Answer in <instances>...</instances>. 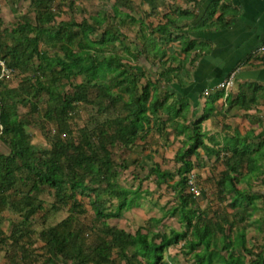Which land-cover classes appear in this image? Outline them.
I'll list each match as a JSON object with an SVG mask.
<instances>
[{"label":"trees","instance_id":"obj_1","mask_svg":"<svg viewBox=\"0 0 264 264\" xmlns=\"http://www.w3.org/2000/svg\"><path fill=\"white\" fill-rule=\"evenodd\" d=\"M24 1L28 2L29 11L11 29H1L0 58L8 68L23 76L20 84L24 83L23 95L29 100L31 110L34 112L38 104H45L44 117L54 121L58 134L49 141L48 148L35 151L30 145L31 123L27 115L20 116L8 106L16 91H0V141L8 148L7 154L0 153V215L9 211L21 219L16 224L18 231H14L15 246H24L22 233L31 223L30 217L43 209V201L38 197L48 188L56 199L53 212L58 213L66 205L69 208L61 221L38 233L49 254L43 264H57L61 260L67 264H166L164 254L170 248H178L179 255L191 260L189 264H264V239L258 245L243 225L259 212L262 220L254 221V226L260 234L264 233V141L251 147L247 137L221 143L207 136L202 123L208 112L192 124L190 135L175 153L173 161L177 168L168 171L159 165L152 166L143 178H153L157 189L165 185L170 190L171 199L160 208L163 215L150 217L146 226H139L133 234L108 224V220L119 219L139 206L140 200L150 194L141 185L127 188L117 183L113 148L145 144L151 122L157 124L159 120L160 109L172 110L171 105L165 108L168 95H153L156 89L153 82L149 79L142 83L145 74L138 73L133 63L140 57L148 61L151 58L158 65V80L166 84L179 80V76L174 74L175 68L162 62L164 52L152 33L145 36L142 22L141 41L134 52L130 44L123 46L125 35L115 26L131 25L137 20L129 15L123 17L114 7L111 16L101 14L92 22L86 17L77 23L73 17L61 18L60 8L54 7L55 0ZM221 1L214 0L204 16L207 21L220 11L217 28L227 26V4ZM73 6L72 2L67 5L71 15ZM180 14L189 15V12L180 11ZM104 23L106 28L94 37L92 31ZM168 30L167 26H157L153 33L166 34ZM7 34L11 35L8 43L2 39ZM40 43L55 46L60 55L42 57ZM117 45L123 46L120 49L123 53H118ZM191 46V43L184 44L182 51L190 50ZM62 81L74 93L62 92L59 86ZM256 91V87L251 91L252 102ZM92 93L97 100L91 98ZM246 97L242 93L238 100L245 102ZM99 99L107 103L103 105ZM79 105L92 106L89 117L92 125L73 141L70 119ZM180 110L169 120L178 116ZM97 115L109 117L97 122ZM199 150L223 168L213 183L214 199L220 205L218 210L202 208L204 191L198 181L200 196L187 191L188 177L193 173L198 178L194 169L198 166ZM130 162V165L139 164L136 159ZM120 165L123 170L128 168L126 162ZM103 184L101 193L99 187ZM20 187L29 190L21 191ZM77 194L88 199L95 222L93 227L98 231L95 241L89 245L79 223V217L87 211ZM114 200L116 205H110ZM229 204L242 208L237 213L242 215H232ZM175 214L181 229L154 230L162 219Z\"/></svg>","mask_w":264,"mask_h":264},{"label":"crops","instance_id":"obj_2","mask_svg":"<svg viewBox=\"0 0 264 264\" xmlns=\"http://www.w3.org/2000/svg\"><path fill=\"white\" fill-rule=\"evenodd\" d=\"M213 1L116 0L113 4L123 17L129 15L137 20L129 25L127 35L131 51L134 52L141 41L139 28L142 22L145 36L152 33V38L164 52L162 62L175 68L174 74L179 76V80L166 84L158 80V65H154L151 58L148 61L140 57L133 63L138 73L145 74L142 83L151 79L156 88L153 95L161 97L167 94L165 108L172 106L168 112L160 109L157 124L153 121L150 124L145 145L143 142L137 145L146 153L143 159L146 170L158 166L154 163L158 162L156 155L173 161L182 141L190 135L192 124L207 112L209 115L202 123L207 136H213L221 143L247 137L251 147L264 141V52L256 53L264 42V0L221 1L227 4V26L224 28L215 27L220 11L204 21ZM180 11H188L189 15H182ZM157 26H167L169 30L166 34L153 33ZM187 43L192 46L183 52L182 46ZM234 71H237L234 85L225 96L219 84ZM254 87L257 91L252 102ZM242 93L247 96L245 102L238 100ZM180 108L182 111L178 116L169 120ZM198 152L195 169L199 170L198 173L206 170L214 183L223 170L222 165L214 163L213 157L207 158L202 150ZM171 163L175 165L174 161ZM16 217L10 212L0 215V264H25L23 254L18 252L19 247L13 248L14 242L8 230L11 226L7 228L8 223L3 226L6 220L13 221ZM57 264L67 263L61 260Z\"/></svg>","mask_w":264,"mask_h":264},{"label":"rangeland","instance_id":"obj_3","mask_svg":"<svg viewBox=\"0 0 264 264\" xmlns=\"http://www.w3.org/2000/svg\"><path fill=\"white\" fill-rule=\"evenodd\" d=\"M72 2L73 6V15L70 13V9L67 8L68 3ZM116 0H55L54 7L55 9L60 8L61 18L67 19L73 17L77 23H80L83 18L88 17L89 21L92 20L101 14L113 15V4H115ZM82 5V7L80 6ZM61 6V7H60ZM28 2L24 0H0V20L2 26H0V32L2 28L11 29L16 21L22 14L27 13L29 11ZM108 19L106 23H108ZM106 23L95 28L92 31L94 37L100 36L103 32L104 28H106ZM119 23V22H118ZM121 31L123 37V46H128L129 40L127 38L129 30V25L127 24H117L115 28ZM5 42H9L11 40V35H3L2 37ZM123 46H118V53ZM40 52L42 57L54 58L60 55V51L55 46H47L43 43H40ZM62 55V54H61ZM22 75H20L17 71H12L8 76L4 77L0 86V91L3 90H15L16 93L11 95V99L9 100V109L19 114L20 116H26L30 121V126L28 127L29 136H30V145L35 151H40L44 148L49 147V141L51 139H55L57 136V130L53 120L44 117L45 104H38L36 107V111L31 110V105L27 98H24V83L20 84L22 81ZM80 79H77L75 83L80 82ZM144 82V81H143ZM62 92L66 91L69 93H74V91L68 86L65 81L60 82L59 84ZM91 98L95 101L97 98L94 93L91 94ZM98 102L103 105L107 102L105 100L99 99ZM120 106V105H119ZM93 109L90 105H79L76 111L72 114L70 119V129L72 134L70 135V139L73 141H77L86 127L92 125L89 123V117L92 114ZM110 115V114H109ZM109 115H97L96 121H103L105 117H109ZM146 143V141H144ZM145 145V144H143ZM139 146H131L129 148H119L114 147L112 150V159L114 161L115 170V178L117 183L123 187L127 188H136L138 185H141L142 190L149 189L150 194L147 197L140 200V205L138 208H133L130 211L125 212L121 218L108 220V224L110 226L118 227L126 232L133 234L139 226L144 227L150 217L160 218L163 215V211L160 209L162 206L166 205L165 203L171 199L172 195L170 194V190L165 185H162L161 188H156L154 184L153 178L148 180H143L146 176L148 170L144 166V155L145 152H142V149L139 150ZM0 153L7 154L8 148L5 144L0 141ZM152 153V151H151ZM154 156H151V158ZM150 158V157H149ZM137 160L139 164L130 165L131 160ZM156 161L155 164L159 165L161 169H175L176 166L173 165V161H168L167 158L161 156H155ZM126 162L128 165L127 169H121L120 163ZM130 165V166H129ZM152 164L149 165L151 167ZM172 170V171H173ZM195 173H198V169L194 170ZM197 171V172H196ZM210 175L206 170L202 169L198 173V185L202 187L203 199L200 201V205L202 208H210L212 210H218L220 205L214 199V189L212 179H210ZM208 179V180H207ZM171 183V182H170ZM254 186H258L254 185ZM21 191L29 190L28 187H20ZM103 188H105V184L99 187L101 193H103ZM258 187H256L257 189ZM100 193V194H101ZM80 203L83 204V207L86 209V213L82 214L79 217L80 229L83 232L82 236L85 239V242L89 245L95 241V233H97L96 227H93L94 219L93 213L88 206V199L86 196L77 194ZM38 199L43 201V209L39 210L36 214L30 217L31 223H28V227L22 233L24 238V246H19L18 252L23 254L22 260H24L25 264H43L46 258L48 257V253L44 248V244L39 240L38 233L41 230H45L49 226H52L59 221H61L66 215L68 210V205L62 207V209L55 213L52 209V204L56 201L54 197V192L49 190L48 188H44L43 192L39 195ZM116 201H112L110 205H116ZM154 203V204H153ZM172 203L169 204L171 206ZM238 208L234 204L228 205V211L237 217L242 214L237 215ZM242 209V208H239ZM9 213L6 211L5 213ZM263 215L261 213H255L251 219L246 220L243 225H246V228L249 232V237L255 239V242L259 245L264 239V233L260 234L256 227L254 226V221H261ZM20 217H16L13 221L6 220V223H3V226L8 223L9 227V235L12 237L14 241L15 235L14 231H18L16 228V224L20 222ZM9 221V222H8ZM181 224L178 222L177 214L172 217H166L161 220L156 227H153L154 230H167V227H172L176 229H181ZM17 234V233H16ZM251 243L249 247H251ZM254 243V242H253ZM14 249L16 248L15 244H12ZM24 248V250H22ZM115 258V255H114ZM30 259H34L32 262ZM164 260L166 264H189L188 258L183 257L178 254V248H170L167 252V255L164 254Z\"/></svg>","mask_w":264,"mask_h":264},{"label":"built area","instance_id":"obj_4","mask_svg":"<svg viewBox=\"0 0 264 264\" xmlns=\"http://www.w3.org/2000/svg\"><path fill=\"white\" fill-rule=\"evenodd\" d=\"M264 52V42L261 44V46L258 48L256 53H263ZM12 72V69L8 68L5 64V62L0 58V79L8 76ZM237 71L232 72L227 78L219 84L220 90L224 93L225 96L230 92L231 88L234 85V80L236 76ZM1 131V128H0ZM187 191L194 196L198 197L201 195V191L197 185L196 176L192 173L188 177L187 181Z\"/></svg>","mask_w":264,"mask_h":264}]
</instances>
